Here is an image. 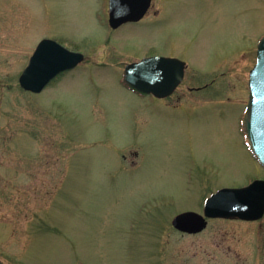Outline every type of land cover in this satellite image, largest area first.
Instances as JSON below:
<instances>
[{
  "label": "rangeland",
  "instance_id": "374dc122",
  "mask_svg": "<svg viewBox=\"0 0 264 264\" xmlns=\"http://www.w3.org/2000/svg\"><path fill=\"white\" fill-rule=\"evenodd\" d=\"M108 2L0 0V260L264 264V217L195 234L172 224L221 187L264 179L245 129L264 0H153L118 29ZM45 37L86 59L33 93L19 78ZM152 55L187 63L164 99L123 82Z\"/></svg>",
  "mask_w": 264,
  "mask_h": 264
},
{
  "label": "water",
  "instance_id": "95a60500",
  "mask_svg": "<svg viewBox=\"0 0 264 264\" xmlns=\"http://www.w3.org/2000/svg\"><path fill=\"white\" fill-rule=\"evenodd\" d=\"M152 0H110V24L118 27L138 21L148 11ZM85 59L82 52L68 49L54 39H43L20 76L21 86L40 93L65 70ZM186 62L177 57L150 56L125 68V81L139 91L156 97L171 95L182 83ZM250 99L247 130L254 153L264 165V37L258 44L257 62L250 72ZM264 215V179H255L242 187H223L211 194L200 213L188 210L177 214L173 225L184 232L198 233L208 225V218L256 220ZM0 264H4L0 260Z\"/></svg>",
  "mask_w": 264,
  "mask_h": 264
}]
</instances>
